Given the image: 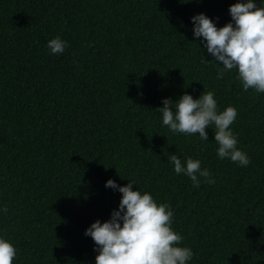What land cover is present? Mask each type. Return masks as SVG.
Listing matches in <instances>:
<instances>
[{"label":"trees","instance_id":"16d2710c","mask_svg":"<svg viewBox=\"0 0 264 264\" xmlns=\"http://www.w3.org/2000/svg\"><path fill=\"white\" fill-rule=\"evenodd\" d=\"M237 2L0 0V238L12 264H95L84 233L118 208L109 179L170 206L187 264H264V93L244 91L235 68L218 79L191 22L203 13L223 27ZM57 36L68 47L52 54ZM203 91L218 112L237 109L248 166L218 157L214 125L202 141L163 124L164 99ZM171 154L198 159L215 183L193 187Z\"/></svg>","mask_w":264,"mask_h":264},{"label":"clouds","instance_id":"9594fccd","mask_svg":"<svg viewBox=\"0 0 264 264\" xmlns=\"http://www.w3.org/2000/svg\"><path fill=\"white\" fill-rule=\"evenodd\" d=\"M228 11L231 22L220 28L203 13L192 16L193 37H202L207 53L223 65L218 69V79L223 78L225 71L235 68L244 91L253 89L264 93V7L246 0L230 5ZM47 47L52 54H61L68 43L57 36L48 41ZM207 62L202 59V63ZM162 103L159 110L163 124L172 132L190 136L199 133V138L207 141L206 128L214 125L218 157L229 158L243 167L249 165L250 159L237 148V136L230 127L237 117V109L228 106L218 112L213 91H203L198 99L183 94L175 103L167 98ZM169 159L175 173L188 176L193 187H200L198 176L210 185L215 183L211 172L201 169L198 159L188 157L182 161L175 154ZM133 185L135 181L122 187L111 179L105 183V187L122 195L109 220L103 223L96 220L85 230L84 235L91 237L97 246L95 264H187L194 254L191 248L178 246L183 237L171 227L170 206L158 204L148 192L133 190ZM2 210L7 212V207ZM16 255L13 244L0 238V264H12Z\"/></svg>","mask_w":264,"mask_h":264}]
</instances>
